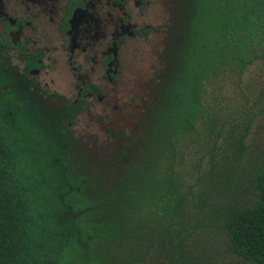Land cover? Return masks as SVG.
<instances>
[{"label": "trees", "instance_id": "1", "mask_svg": "<svg viewBox=\"0 0 264 264\" xmlns=\"http://www.w3.org/2000/svg\"><path fill=\"white\" fill-rule=\"evenodd\" d=\"M172 17L143 137L102 185L74 159L67 126L46 129L0 73V264H193L173 159L205 115L206 86L264 58V0H174ZM251 185L212 215L229 255L264 264V166Z\"/></svg>", "mask_w": 264, "mask_h": 264}, {"label": "flooded vegetation", "instance_id": "2", "mask_svg": "<svg viewBox=\"0 0 264 264\" xmlns=\"http://www.w3.org/2000/svg\"><path fill=\"white\" fill-rule=\"evenodd\" d=\"M158 9L164 14L161 0H0L6 88L46 129L66 125L75 146L79 117H114L141 101L145 121L169 44L154 70V89L133 93L132 69L154 39L161 46ZM152 54L157 59L159 51Z\"/></svg>", "mask_w": 264, "mask_h": 264}, {"label": "rangeland", "instance_id": "3", "mask_svg": "<svg viewBox=\"0 0 264 264\" xmlns=\"http://www.w3.org/2000/svg\"><path fill=\"white\" fill-rule=\"evenodd\" d=\"M161 6L164 14L158 9L161 18L157 22L163 30L161 46L154 39L145 49L143 61L133 67V93L145 87L154 89V70L161 68L169 44L174 4L161 0ZM155 50L159 51L157 59L152 54ZM204 97L205 115L196 132L179 141L172 164L187 195V226L194 229L190 261L241 264L226 252L219 223L212 214L214 207L232 198L247 200L253 193L254 171L264 166V58L256 60L240 78L218 77L206 86ZM142 111L141 101H136L114 117L92 114L77 119L74 132L78 144L73 147V156L85 166L83 174L89 180L102 185L131 158L146 125ZM244 125L248 131L240 143Z\"/></svg>", "mask_w": 264, "mask_h": 264}]
</instances>
